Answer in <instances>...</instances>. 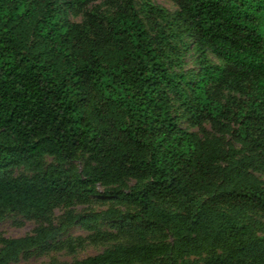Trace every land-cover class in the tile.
Segmentation results:
<instances>
[{"label": "trees", "instance_id": "16d2710c", "mask_svg": "<svg viewBox=\"0 0 264 264\" xmlns=\"http://www.w3.org/2000/svg\"><path fill=\"white\" fill-rule=\"evenodd\" d=\"M173 1L200 53L194 80L170 70L166 35L150 36L133 0L108 20L112 47L85 53L74 45L78 27L55 1L0 0V170L45 154L72 160L76 151L95 164L83 176L52 167L40 177L0 178V213H42L50 196L93 195L94 185L130 178L126 194L110 193L125 195L139 208L134 217L171 239L116 247L76 264H190L185 257L210 250L222 252L214 264H264V235L242 220L248 208L264 213V187L241 173L254 163L251 154L264 150V0ZM207 51L223 64L207 62ZM209 84L247 100L234 110L209 93ZM170 96L199 124L231 131L239 148L225 150L203 129L178 126ZM223 161L229 166L212 190L209 174ZM201 188L209 200L194 196Z\"/></svg>", "mask_w": 264, "mask_h": 264}, {"label": "rangeland", "instance_id": "374dc122", "mask_svg": "<svg viewBox=\"0 0 264 264\" xmlns=\"http://www.w3.org/2000/svg\"><path fill=\"white\" fill-rule=\"evenodd\" d=\"M55 1L62 10V16L78 27L81 37L74 42L81 52L89 49H108L112 47L109 36L108 20L117 11H127V0H89L83 5L70 7V0ZM134 7L144 22L150 36L162 32L167 37L163 45L165 62L170 70L184 74L187 80H194L199 72L200 57L195 40L186 31V27L176 16L179 3L173 0H133ZM149 4L161 10L150 16L144 5ZM32 39L30 38L29 41ZM206 61L211 64H223L213 53L206 52ZM208 91L222 103H234V110L244 105L246 95L221 89L214 84L207 86ZM169 111L181 128L201 134L203 132L222 142L225 150L239 148L231 136V131L219 125L202 120L195 121L191 113L173 96L169 98ZM240 157V156H238ZM253 164L241 171L264 187V150L251 154ZM95 164L84 151H76L72 160L57 155L45 154L29 164H16L0 170V178L40 177L49 168H57L69 174L83 176ZM226 161L217 165L209 174L212 183L209 188L222 183L226 172ZM134 183L126 178L124 182L105 186L94 185L93 195L63 196L53 195L47 198V208L42 213L24 214L20 212L0 213V264H76L85 259L115 249L116 247L169 242L167 230L150 228L146 221L137 216L139 208L125 195H112L113 188H120L126 194ZM193 194L199 200H209L211 193L207 189H195ZM168 211L186 213L173 204L159 203ZM224 207V204H219ZM244 222L253 227L258 235H264V213L258 209H246ZM37 238L38 243L23 247L19 241ZM220 250L201 252L185 257L190 264H214Z\"/></svg>", "mask_w": 264, "mask_h": 264}]
</instances>
